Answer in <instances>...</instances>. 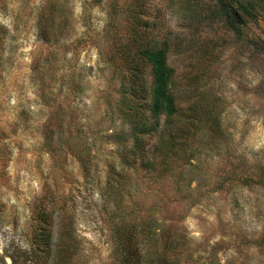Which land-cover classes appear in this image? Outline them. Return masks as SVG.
Returning a JSON list of instances; mask_svg holds the SVG:
<instances>
[{
  "label": "rangeland",
  "instance_id": "374dc122",
  "mask_svg": "<svg viewBox=\"0 0 264 264\" xmlns=\"http://www.w3.org/2000/svg\"><path fill=\"white\" fill-rule=\"evenodd\" d=\"M225 1L237 30L219 0H0V264H119L121 228L142 264L165 233L174 264H264V2ZM133 21L168 42L179 109L142 156L114 50Z\"/></svg>",
  "mask_w": 264,
  "mask_h": 264
},
{
  "label": "trees",
  "instance_id": "16d2710c",
  "mask_svg": "<svg viewBox=\"0 0 264 264\" xmlns=\"http://www.w3.org/2000/svg\"><path fill=\"white\" fill-rule=\"evenodd\" d=\"M262 1L264 2V0ZM219 2L228 25L237 30L235 29L236 20L228 8L229 4L225 0H219ZM145 28L140 22L133 21L130 35L126 37L124 43L119 41L114 48L121 62L119 69L125 70L122 66L126 67L119 83V111L122 112L125 121L128 122V133L133 140L130 146L132 153L138 156H142L144 151L143 138L152 135V132L154 134L159 126H161V141H172V135L170 132L166 133L165 130L167 129H163L162 125L165 120L173 119L179 111L175 104L172 89L174 68L167 61L169 44L166 40H157L148 35ZM261 46L264 48L263 43ZM146 66L149 67L148 72ZM147 75H149V78ZM197 110L196 104L187 107L180 128H184V126L193 127L196 120L201 118ZM160 118H163L162 125L160 124ZM171 128L168 127V129ZM179 131L182 130L176 132L180 133ZM164 135H167V137ZM180 135L182 134L180 133ZM167 159V155L162 157L163 162H166ZM46 211V209L41 208L39 213L40 220L44 223L46 222ZM41 230L44 232V229ZM171 236L169 233H165L162 240L165 239V242L171 243ZM48 238L49 236L46 234L43 235L42 240H46V243H48ZM138 239V233H126L122 228L118 229L117 243L124 248L123 252L119 253V264L143 263L142 254L138 253L137 250ZM165 242L161 259H157L156 263L174 264L173 256L168 257L165 254L167 246H170V243L165 245Z\"/></svg>",
  "mask_w": 264,
  "mask_h": 264
}]
</instances>
